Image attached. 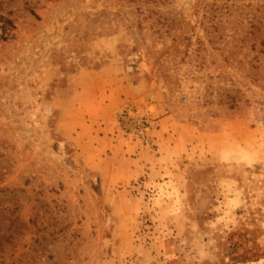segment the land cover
I'll return each mask as SVG.
<instances>
[{
  "label": "rangeland",
  "instance_id": "1",
  "mask_svg": "<svg viewBox=\"0 0 264 264\" xmlns=\"http://www.w3.org/2000/svg\"><path fill=\"white\" fill-rule=\"evenodd\" d=\"M0 264H264V0H0Z\"/></svg>",
  "mask_w": 264,
  "mask_h": 264
},
{
  "label": "built area",
  "instance_id": "2",
  "mask_svg": "<svg viewBox=\"0 0 264 264\" xmlns=\"http://www.w3.org/2000/svg\"><path fill=\"white\" fill-rule=\"evenodd\" d=\"M145 124L141 121V123H139L138 124V121L136 120L135 122H134V133L136 134V135H142V133H143V131H144V129L146 128V126H144Z\"/></svg>",
  "mask_w": 264,
  "mask_h": 264
}]
</instances>
